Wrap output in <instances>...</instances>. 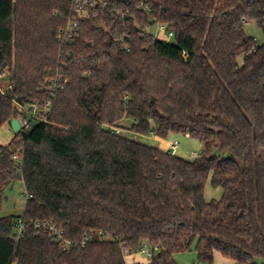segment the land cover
<instances>
[{"label": "trees", "instance_id": "16d2710c", "mask_svg": "<svg viewBox=\"0 0 264 264\" xmlns=\"http://www.w3.org/2000/svg\"><path fill=\"white\" fill-rule=\"evenodd\" d=\"M92 1L96 17L62 44L70 0H0V129L14 103L53 104L49 124L0 147V210L12 182L27 196L21 216L0 217V264H126L144 248L148 264L192 249L200 264H264V0ZM154 23L171 43L138 29ZM124 35L129 52L115 44ZM124 120L135 135L180 134L203 150L187 161L105 129ZM207 181L220 200H205Z\"/></svg>", "mask_w": 264, "mask_h": 264}, {"label": "built area", "instance_id": "2783aa9c", "mask_svg": "<svg viewBox=\"0 0 264 264\" xmlns=\"http://www.w3.org/2000/svg\"><path fill=\"white\" fill-rule=\"evenodd\" d=\"M116 5L121 6H128L130 3V0H111ZM70 3L73 8L74 16L73 19L68 23L67 27L60 32V35L58 36V41L60 43H70L72 42L75 37L80 32V26L81 23L85 20H89L90 18H95L94 15L95 9L97 7V4L92 0H70ZM107 4H105V7ZM138 10H140L142 13L148 14L150 12V6L147 3L141 2L138 6ZM112 12H116V8H113ZM118 14V13H117ZM138 29L141 31V34L145 37H151L154 41H159L165 44H169L173 40V33L171 31H168L167 27L163 24L154 23L149 26L144 27H138ZM131 38L127 35L119 36L115 40V44L118 46L119 50L123 52H129L130 50V43ZM4 76L0 75V79ZM58 79H50L49 83L54 88L56 87ZM2 93H4L3 90H1ZM18 112V116L15 118L19 121L21 132H27L30 131L34 126L40 125V124H49L50 116L52 113V101L48 100L44 103H14ZM109 130L111 133L115 135H121V132L119 129L115 128H105ZM152 138H156L154 133H150ZM179 143L177 142H168L167 144L164 143L161 148L159 149L163 153L167 155H174V153L178 150ZM199 157V155L192 154L190 160H195ZM14 161L16 163L20 162L19 156L14 157ZM27 199V196H26ZM38 227H42L44 229H47L49 233V237L55 242L58 243L62 250L65 251L69 246L70 243L65 241L63 238L62 231L58 230L57 227L53 224L43 223L38 224ZM23 230V226L21 223H19L16 227V234L17 236L21 235ZM142 252L146 253V256L148 259H151L152 253L148 248H144Z\"/></svg>", "mask_w": 264, "mask_h": 264}, {"label": "rangeland", "instance_id": "374dc122", "mask_svg": "<svg viewBox=\"0 0 264 264\" xmlns=\"http://www.w3.org/2000/svg\"><path fill=\"white\" fill-rule=\"evenodd\" d=\"M245 31L248 36L255 38L259 44L262 42L261 32L255 27L254 24L247 25ZM1 81H5V80L3 79ZM130 125H131L130 120H124L121 122L119 126V130L122 136H125L127 139H130L137 143L148 146H152V144L154 143L156 145L152 147L156 146L155 148H158L157 145L160 141L157 140L153 141L154 138H152L150 134L148 136H138L129 132L128 129L130 128ZM14 138H15V134L12 132L9 123L5 124L0 129V147L7 146ZM165 141L179 143V148L174 153V155L176 157H179L187 161H190L192 154L199 155L203 150V146L199 140L180 134L178 135L172 134ZM19 149H21V147H19L17 150ZM211 155L219 159H227L230 156L228 152L221 151L216 146L212 149ZM221 197H222V190L220 188L212 187L210 181H207L204 189L205 200L208 202L212 200L218 201L221 199ZM25 204H26V193L22 181L17 180L12 182L4 191L3 199L1 203L0 217H7L12 215L21 216L24 212ZM130 257L138 258L139 260L142 259L144 261L149 260L148 257L146 256V253L142 251L133 254ZM175 262L177 264H200L197 261V257L194 249H192V251L189 253L177 255L175 257ZM213 264H234V263L233 261L229 259H225L222 256L216 254L214 256ZM257 264H260L259 260H257Z\"/></svg>", "mask_w": 264, "mask_h": 264}, {"label": "crops", "instance_id": "0c3cea01", "mask_svg": "<svg viewBox=\"0 0 264 264\" xmlns=\"http://www.w3.org/2000/svg\"><path fill=\"white\" fill-rule=\"evenodd\" d=\"M155 140H157V141H160L159 143H158V149H160L161 148V146L164 144V143H168V142H166L165 140H162V139H158V138H154L153 139V141H155ZM154 145H156V144H152V146H154ZM156 147V146H155ZM133 255V254H132ZM131 255H128L126 258H125V260H126V264H148L149 263V261L147 260H142V259H138V258H132V257H134V256H132V257H130ZM129 258V259H128ZM128 260H130V261H128Z\"/></svg>", "mask_w": 264, "mask_h": 264}, {"label": "water", "instance_id": "95a60500", "mask_svg": "<svg viewBox=\"0 0 264 264\" xmlns=\"http://www.w3.org/2000/svg\"><path fill=\"white\" fill-rule=\"evenodd\" d=\"M9 125H10V128H11L12 132L15 135L21 136L23 141L27 140V134L25 132H21V127H20L19 121L17 119L11 120Z\"/></svg>", "mask_w": 264, "mask_h": 264}]
</instances>
